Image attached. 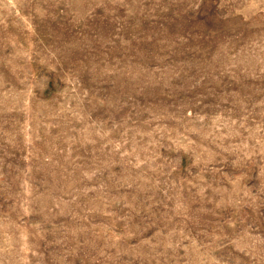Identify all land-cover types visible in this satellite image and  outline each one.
<instances>
[{
	"label": "rangeland",
	"instance_id": "374dc122",
	"mask_svg": "<svg viewBox=\"0 0 264 264\" xmlns=\"http://www.w3.org/2000/svg\"><path fill=\"white\" fill-rule=\"evenodd\" d=\"M0 264H264V0H0Z\"/></svg>",
	"mask_w": 264,
	"mask_h": 264
}]
</instances>
